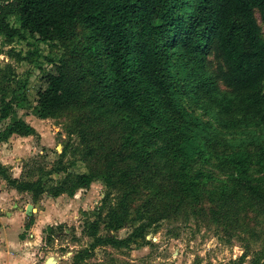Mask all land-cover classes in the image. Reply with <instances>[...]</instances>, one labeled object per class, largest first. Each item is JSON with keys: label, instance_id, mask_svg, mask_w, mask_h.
<instances>
[{"label": "trees", "instance_id": "16d2710c", "mask_svg": "<svg viewBox=\"0 0 264 264\" xmlns=\"http://www.w3.org/2000/svg\"><path fill=\"white\" fill-rule=\"evenodd\" d=\"M0 36L10 44L32 38L68 48L58 62L49 59L55 69L45 72L33 111L41 119L76 113L79 154L89 170L62 163L57 170L65 177L50 186L43 177L51 171L42 168L37 179L20 180L0 163V175L35 201L46 192L75 195L103 179L98 218L85 225L95 244L121 243L100 235L101 222L119 230L133 204L141 220L204 210L206 203L226 222H238L244 208L264 209V144L224 161L233 171L221 189L207 191L208 175L194 169L196 160L211 157L231 121L264 124V0H0ZM35 54L19 53L17 62L34 63ZM28 86L14 64H0V122L12 118L0 129L1 143L36 133L18 114L29 104ZM187 97L205 105L218 126L191 114ZM255 157L258 178L250 172ZM257 255L252 264H264ZM84 258L77 253L73 264Z\"/></svg>", "mask_w": 264, "mask_h": 264}, {"label": "rangeland", "instance_id": "374dc122", "mask_svg": "<svg viewBox=\"0 0 264 264\" xmlns=\"http://www.w3.org/2000/svg\"><path fill=\"white\" fill-rule=\"evenodd\" d=\"M11 22L18 25L15 19ZM0 47V64H14L20 77L29 79V104L18 109V114L36 129V133L27 138L28 142L18 141L17 137L9 145L0 142V163L8 167L12 177L20 180L42 176L38 168L51 171L43 177L49 186L59 184L65 177V172L57 170L62 163L68 165L73 161V165H68L71 171L88 172L79 154L84 144L74 131L76 113L69 111L57 118L41 119L33 111L37 91L46 85L45 72L55 69L49 59L58 62L68 48L59 42L48 44L32 38L10 44L2 36ZM28 51L37 52L32 56L35 62H17L19 53ZM220 88L225 89V86L221 84ZM184 103L191 114L218 126L213 114L203 108L205 105L188 97ZM11 122L12 118L3 120L0 129ZM148 129L142 127L143 132ZM222 130L224 134L219 136L216 148L209 152L211 157L203 163L199 159L194 162V169H202L208 175L204 185L209 192L229 184L233 169L225 167L224 161L234 151L247 149L255 153L259 142L264 144V124H258L257 120L231 121L230 127H222ZM27 144H32L33 149L26 147ZM255 161L256 157L250 172L258 178L262 173L257 171L259 166ZM13 189L0 175V252H11L24 264H46L49 259L55 264H73L79 252L85 257L79 264H252L258 253L264 256V209L244 208L239 212L238 222H226L213 215L209 211L210 204L206 203L204 210L172 209L168 217L159 218L154 214L147 221L141 220L143 216L133 204L129 221L119 230L108 231L101 222V236L110 235L121 241L119 245H102L95 244L94 238L86 234L85 225L89 218L91 221L98 218V209L106 193L103 179L95 180L89 188L80 189L75 195L52 197L46 192L37 201L29 192L11 191ZM28 204L36 207L32 215L25 211ZM13 213L17 215L11 219ZM141 224L146 225L143 236L134 237ZM32 227H36L35 232ZM26 238L37 240L23 246Z\"/></svg>", "mask_w": 264, "mask_h": 264}, {"label": "crops", "instance_id": "0c3cea01", "mask_svg": "<svg viewBox=\"0 0 264 264\" xmlns=\"http://www.w3.org/2000/svg\"><path fill=\"white\" fill-rule=\"evenodd\" d=\"M26 120V119H25ZM27 121V120H26ZM28 122V121H27ZM29 123V122H28ZM18 138L17 140L18 141H20V140H22V141H27L28 142V137L29 136H19V135H13L9 140H8V142H2L3 144H8L9 145V143L10 142H12V141H15L16 139H14V138ZM26 147H30V148H32L33 149V145L31 144V145H29V144H27V146ZM15 149H16V147H15ZM11 191H15V189H13V190H11ZM29 205V204H28ZM27 205V206H28ZM0 208H2V206H1V203H0ZM36 208V207H35ZM36 210V209H35ZM25 211H26V209H25ZM17 215V213L16 214H14L13 213V215H12V217H11V219H13V218H15V216ZM21 218V217H20ZM0 223H1V216H0ZM16 227H19L20 228V226H18V225H16ZM35 228L36 227H32V229L31 230H33V232H35L36 230H35ZM35 230V231H34ZM33 235H35L34 233H32ZM32 234H30V235H32ZM36 236V235H35ZM34 236V237H35ZM36 240L37 239H35V240H30V239H28V238H26L25 240H24V242H23V246H26L27 244H31L32 242H36ZM0 263H6V264H24L25 262L22 260V259H19V258H15V257H13L12 255H11V252H9V253H2V252H0Z\"/></svg>", "mask_w": 264, "mask_h": 264}, {"label": "water", "instance_id": "95a60500", "mask_svg": "<svg viewBox=\"0 0 264 264\" xmlns=\"http://www.w3.org/2000/svg\"><path fill=\"white\" fill-rule=\"evenodd\" d=\"M35 206L33 204H29L26 208L27 215H32L33 211L35 210ZM46 264H55L52 259H49Z\"/></svg>", "mask_w": 264, "mask_h": 264}]
</instances>
